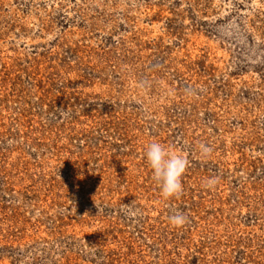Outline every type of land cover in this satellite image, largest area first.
Wrapping results in <instances>:
<instances>
[{"label": "rangeland", "instance_id": "374dc122", "mask_svg": "<svg viewBox=\"0 0 264 264\" xmlns=\"http://www.w3.org/2000/svg\"><path fill=\"white\" fill-rule=\"evenodd\" d=\"M0 264H264V0H0Z\"/></svg>", "mask_w": 264, "mask_h": 264}, {"label": "clouds", "instance_id": "9594fccd", "mask_svg": "<svg viewBox=\"0 0 264 264\" xmlns=\"http://www.w3.org/2000/svg\"><path fill=\"white\" fill-rule=\"evenodd\" d=\"M202 154L207 155L211 152L210 148L201 145ZM146 161L152 170V179L157 182L160 187L162 197L169 199L179 196L183 187L181 178L185 173L189 161L183 155L177 154L166 149L161 143L153 142L147 146ZM214 180H208L207 186L214 185ZM128 210L129 215H136L130 205L124 206ZM170 226L180 228L187 222V217L180 212L168 217Z\"/></svg>", "mask_w": 264, "mask_h": 264}]
</instances>
